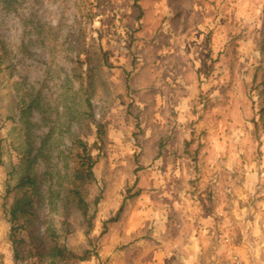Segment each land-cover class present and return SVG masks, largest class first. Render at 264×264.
Listing matches in <instances>:
<instances>
[{
    "label": "rangeland",
    "instance_id": "374dc122",
    "mask_svg": "<svg viewBox=\"0 0 264 264\" xmlns=\"http://www.w3.org/2000/svg\"><path fill=\"white\" fill-rule=\"evenodd\" d=\"M0 57V262L32 264L3 206L31 151L37 234L95 254L76 264H178L174 223L202 213L213 264H264V0H0ZM74 138L91 231L58 199Z\"/></svg>",
    "mask_w": 264,
    "mask_h": 264
},
{
    "label": "trees",
    "instance_id": "16d2710c",
    "mask_svg": "<svg viewBox=\"0 0 264 264\" xmlns=\"http://www.w3.org/2000/svg\"><path fill=\"white\" fill-rule=\"evenodd\" d=\"M1 60V57H0ZM92 118V105L87 103ZM105 130L102 126L98 129V137L102 140ZM94 145H90L82 138H74L67 154L70 161V173L63 192L58 194V199L65 214L73 211L78 212L83 218L84 225L88 231L94 227L95 214L91 213V205L88 200L89 188L96 181L94 168L97 163L94 152ZM35 157L28 151L23 157L26 163L24 172L18 181L11 185L7 184L4 195V210L10 224V240L14 248L15 260L25 259L32 264H39L44 260H50L51 264H76L88 261L95 254L90 250L81 253L73 252L67 246L60 243L59 234L48 229L45 235L37 234L38 221V196L39 183L34 170ZM99 199H95L97 205ZM118 217L111 218L103 223V234L108 232L109 226L116 222ZM25 250V255L21 250ZM0 264H3L0 262Z\"/></svg>",
    "mask_w": 264,
    "mask_h": 264
},
{
    "label": "crops",
    "instance_id": "0c3cea01",
    "mask_svg": "<svg viewBox=\"0 0 264 264\" xmlns=\"http://www.w3.org/2000/svg\"><path fill=\"white\" fill-rule=\"evenodd\" d=\"M208 222L209 218L207 219L204 213L202 216H182L176 220L174 228L177 232H173L172 239L176 242L175 245L177 244L175 248L178 246L179 249L174 248L170 250L171 252L168 251L170 255H167L166 258L173 259L175 257L176 261H179L178 264H209V261L210 264H213L210 259V252L214 242L212 241L211 229H207L206 224ZM149 244L152 243L149 242ZM160 252L161 249L152 247L149 264H154L152 260L162 256ZM204 258L207 259L206 262Z\"/></svg>",
    "mask_w": 264,
    "mask_h": 264
},
{
    "label": "built area",
    "instance_id": "2783aa9c",
    "mask_svg": "<svg viewBox=\"0 0 264 264\" xmlns=\"http://www.w3.org/2000/svg\"><path fill=\"white\" fill-rule=\"evenodd\" d=\"M225 264H243V263L238 257L232 255L231 258L225 262Z\"/></svg>",
    "mask_w": 264,
    "mask_h": 264
}]
</instances>
